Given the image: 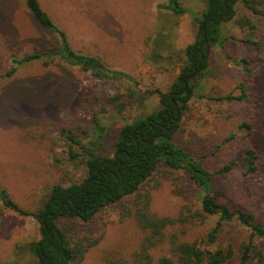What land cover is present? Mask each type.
<instances>
[{
	"label": "rangeland",
	"instance_id": "1",
	"mask_svg": "<svg viewBox=\"0 0 264 264\" xmlns=\"http://www.w3.org/2000/svg\"><path fill=\"white\" fill-rule=\"evenodd\" d=\"M38 1L65 32L72 48L98 56L106 67L132 75L136 83L100 79L93 84L87 72L58 58L47 65L42 59L24 63L11 77L0 78V185L20 207L29 210L40 205L53 185L65 186L84 179L86 156L71 138L89 145L98 155L111 156L119 128L160 106L159 91L170 90L186 57L181 52L174 63L158 61L154 51L169 52L155 45V39L159 31L161 34L170 28V42L182 51L193 41L197 30L190 12L199 14L205 5V0H180L188 11L174 15L158 6L166 0ZM257 1L263 14L246 8L239 0L234 5L236 16L247 22L238 25L234 18L221 22L222 32L229 38L224 45L210 48L206 71L188 80L194 95L184 108L173 139L211 172L234 162L228 173L215 175L216 197L231 208L251 212L264 224V178L244 172L240 152L241 145L255 143L261 153L260 173H264L263 118L255 123V127L259 124L262 128L257 130L260 133L249 137L239 128L244 119L249 122V106L237 100L218 99L227 93L238 94L237 84L245 81L237 60L249 57L251 48L243 40L263 37L264 0ZM250 22L254 24L252 28ZM45 50H58L56 35L31 16L23 0H0V74L11 67L12 55ZM261 75L255 81L260 84L262 96L259 108L264 107ZM246 80L249 83V77ZM128 87L136 88L137 95L123 111L117 112L108 105L100 107L94 101H99L100 96L125 92ZM147 91L153 93L145 95ZM85 99H89L86 110ZM94 117L107 127L101 140L92 139ZM231 134L233 137L228 138ZM70 152L76 155L72 157ZM155 182L158 185L150 188ZM145 188L151 192L149 208L158 216L177 217L180 212L186 213L187 207H199L201 191L181 170L160 169ZM131 198L123 203L133 212ZM126 212L119 205L111 206L102 209L89 223L79 225L81 234L98 238L80 264H129L144 232L134 215ZM212 222L209 218L204 223L167 227L165 242L151 251L153 259L169 255L168 242L173 233L178 240L203 239ZM246 236L245 227L230 222L222 226L219 243L230 242L237 248ZM39 237L40 225L33 216L19 215L0 202V264H30L35 257L29 243ZM235 262L233 257L224 264Z\"/></svg>",
	"mask_w": 264,
	"mask_h": 264
},
{
	"label": "trees",
	"instance_id": "2",
	"mask_svg": "<svg viewBox=\"0 0 264 264\" xmlns=\"http://www.w3.org/2000/svg\"><path fill=\"white\" fill-rule=\"evenodd\" d=\"M23 1L31 16L45 30L56 35L58 50L33 51L21 56L12 55L11 67L4 74H0V78L11 77L24 63L42 59L47 65L52 59L58 58L68 65L87 72L88 80L93 84L100 79L128 80L136 83L132 75L106 67L98 56L72 48L65 32L41 7L38 0ZM237 1L239 0H205L204 8L199 14L190 12L197 23V30L193 41L182 51L176 50L170 42V28L161 34L159 31L155 45H160V48L168 50L169 53L154 51L153 55L159 59L158 61L166 64L174 63L175 56L181 52L186 57L178 77L169 91H159L160 106L157 109L144 116H137L119 128L111 156L98 155L89 145L81 144L71 138L86 156L85 177L81 182H72L65 186L53 185L35 210L20 207L0 185V202L4 207L19 215H31L39 222L40 237L29 243V250L35 257L30 264H80L86 250L95 245L98 238H89L90 236L81 234L79 225L89 223L102 209L117 205L121 210L123 208L127 211L126 213H132L144 232L138 247L131 255L129 264H224L233 257L236 258L235 264H264V224L251 212L231 208L219 201L215 194L213 186L215 175L228 173L233 168L234 162L211 172L197 157L173 139L184 108L190 97L194 95L188 80L206 71L210 48L224 45L229 38V35L223 34L221 22L233 18L238 25L247 22L246 18L236 16L234 5ZM241 1L246 8L263 14V10L256 6L260 4L257 0ZM158 6L170 10L174 15L188 11L180 0H166ZM226 11L228 15L222 17L216 24L218 17ZM253 25L250 22V28ZM262 36L256 39L247 37L243 40L249 44L251 53L249 57L242 56L237 60L244 70L243 79H245L236 86L239 93L235 95L227 93L218 97L220 100H237L249 106V122L244 119L239 125L240 131L249 133V137L259 134L258 129L262 130L259 124L255 127L258 118L262 117L264 121V107L257 106L262 97L258 88L260 84H255L260 74H262L261 81L264 82V32ZM248 77L249 83L246 80ZM148 92L150 91L144 94L147 95ZM136 95V88L128 87L125 92L100 96L99 101H94L100 107L105 108L108 105L120 112L126 109ZM87 102L85 99L84 110L87 108ZM91 124L92 139H103L107 127L95 117ZM63 132L69 139L70 135L64 130ZM241 137L243 140L246 139V136ZM240 152L244 172L254 176L259 175L260 179L264 178V173H260L261 153L257 145L249 141V145L240 146ZM70 153L72 157L76 155L74 152ZM160 169L181 170L201 191L199 207L196 209L187 207L186 213L180 212L177 217L158 216L152 213L149 208L151 192L145 186ZM157 185L158 182L150 184V188ZM261 187L264 188V182ZM142 189L144 192L140 191ZM131 197L134 198L133 212L123 203L125 199ZM209 218H212L213 222L205 231L203 239L178 240L177 234L173 233V238L168 242L169 255H162L157 260L153 259L151 251L165 242L167 227L176 223H204ZM230 222L245 227L247 232L246 239L237 248L230 242L225 245L219 243L222 226Z\"/></svg>",
	"mask_w": 264,
	"mask_h": 264
},
{
	"label": "water",
	"instance_id": "3",
	"mask_svg": "<svg viewBox=\"0 0 264 264\" xmlns=\"http://www.w3.org/2000/svg\"><path fill=\"white\" fill-rule=\"evenodd\" d=\"M227 15H228V11H226V12L223 13V14H221V15L218 17V19L215 21V23L218 24V23L221 21L222 17H226Z\"/></svg>",
	"mask_w": 264,
	"mask_h": 264
}]
</instances>
